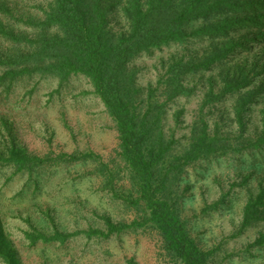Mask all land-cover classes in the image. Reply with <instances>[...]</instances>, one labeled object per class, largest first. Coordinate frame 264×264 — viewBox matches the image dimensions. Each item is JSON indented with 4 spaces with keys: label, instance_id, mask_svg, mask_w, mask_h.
<instances>
[{
    "label": "trees",
    "instance_id": "obj_1",
    "mask_svg": "<svg viewBox=\"0 0 264 264\" xmlns=\"http://www.w3.org/2000/svg\"><path fill=\"white\" fill-rule=\"evenodd\" d=\"M29 1L0 0V261L24 264L4 228L10 211L25 223L20 242L29 247L63 249L79 238L88 246L131 234L151 241L158 264H224L258 246L264 255L262 232L243 249L228 245L264 222V0ZM164 48L155 80L140 84L135 61ZM77 77L91 86L81 93L98 98L111 118L116 147L107 156L30 151L17 134L20 117L63 103ZM50 81L56 85L41 94ZM180 98L198 99L189 124ZM225 161L241 178L186 216L189 175ZM77 164L91 168L74 179L95 177L96 191L129 218L94 211L101 225H56L50 203L38 200L61 170ZM235 185L245 194L238 223L203 246L192 220L227 206ZM28 206L51 223L49 230L23 215Z\"/></svg>",
    "mask_w": 264,
    "mask_h": 264
},
{
    "label": "rangeland",
    "instance_id": "obj_2",
    "mask_svg": "<svg viewBox=\"0 0 264 264\" xmlns=\"http://www.w3.org/2000/svg\"><path fill=\"white\" fill-rule=\"evenodd\" d=\"M33 2L32 0L29 1ZM168 49L155 50L153 55H142L135 65L139 68L138 82L142 85L154 81L159 56L166 55ZM54 81L44 82L40 93L52 89ZM72 90L69 91L63 103L55 102L50 107L32 108L28 114L20 117L17 134L21 143L30 151L43 153L49 150L71 152L75 149H92L96 152L109 155L117 145V133L111 118L107 115L102 102L92 94H83L82 91L91 89L86 79L73 78ZM77 94V100L71 96ZM40 94V95H41ZM46 96L41 95V102ZM197 98L187 101L178 100L184 105L185 124H189L197 107ZM172 123V119L169 118ZM187 131V129H185ZM89 164H77L65 167L50 183L48 192H44L38 200L40 204L50 203L53 209L56 225L64 230L73 231L86 228L89 224L101 225L100 218L94 214L108 215L113 220L127 219L129 213L124 208L96 191L98 180L95 177L74 179L77 174L89 170ZM187 180L190 190L183 201V213L192 216L199 213L206 198L211 202L218 198L221 186L228 188V182L238 181L241 177L233 161L213 164L203 170H196ZM250 185L254 180H249ZM230 202L219 212L210 216L195 218L191 222L192 233L203 246L216 243L229 234L238 223L242 207L245 203L243 187L234 186ZM53 202H56L53 204ZM29 207V206H28ZM23 215L30 214L33 222L43 230H49L51 223L33 208L22 210ZM4 228L13 239L24 264H127L133 258L139 264H158L153 245L145 237L136 238L134 235H125L120 239L111 238L101 240L99 243L85 245V238L71 242L67 248L59 249L57 246L29 247L23 238L22 228L26 225L15 214L8 212L4 219ZM264 233V222L260 226L251 228L236 240H231V250L243 249L247 243L252 242L260 233ZM251 253L242 252L224 264H264V255L261 247H253ZM0 264L3 262L0 261Z\"/></svg>",
    "mask_w": 264,
    "mask_h": 264
}]
</instances>
